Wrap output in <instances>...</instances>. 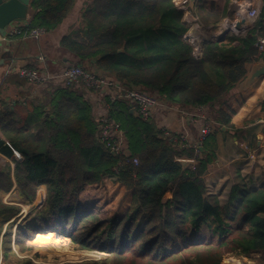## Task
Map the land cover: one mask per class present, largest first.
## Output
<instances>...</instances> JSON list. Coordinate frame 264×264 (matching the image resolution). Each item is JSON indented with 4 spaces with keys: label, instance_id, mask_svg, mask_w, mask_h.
I'll list each match as a JSON object with an SVG mask.
<instances>
[{
    "label": "trees",
    "instance_id": "16d2710c",
    "mask_svg": "<svg viewBox=\"0 0 264 264\" xmlns=\"http://www.w3.org/2000/svg\"><path fill=\"white\" fill-rule=\"evenodd\" d=\"M175 1L92 0L60 47L76 64L142 87L168 106L212 109L220 132H229L231 116L223 106L245 79L247 65L264 60L255 46L264 37V3L252 28L203 44L198 57L186 38L191 25ZM233 1L240 0H224L219 9L197 0L194 15L205 26H217ZM76 2L31 0L27 21L31 28L52 32ZM28 103L0 111V153L15 164L13 171L10 165L0 167V219L19 215L20 207L2 202L14 186L25 204L35 201L41 187L46 190L44 205L33 207L18 228L21 253L32 250L29 233L36 234L38 247L40 232L58 231L79 250L107 255L65 264H223L228 255L264 254V186L249 190L240 176L225 204L207 192L205 173L217 158L216 135L205 139L202 151L182 148L176 134L166 135L153 121L132 114L129 101L108 98L109 117L128 142L130 156L122 157L99 139L91 104L73 88L49 87ZM6 142L21 161L13 159ZM184 159L195 164L184 170ZM106 179L132 191L131 208L112 220L80 212L83 190ZM6 251L13 254L11 247Z\"/></svg>",
    "mask_w": 264,
    "mask_h": 264
},
{
    "label": "crops",
    "instance_id": "0c3cea01",
    "mask_svg": "<svg viewBox=\"0 0 264 264\" xmlns=\"http://www.w3.org/2000/svg\"><path fill=\"white\" fill-rule=\"evenodd\" d=\"M91 1L77 0L68 18L56 30L40 39L37 53L31 49L27 38H15L10 40L9 44H0V61H5L0 65V111H4L7 106H13L14 103L20 104L23 99H33L35 96L43 95V92L41 94L33 92L29 83H21L19 69L33 67L58 72L66 65L76 63V58L61 49L60 42L64 36L78 29L83 10ZM206 1L208 7L216 6L222 9L224 5V0ZM241 1L243 0L232 2L230 14L217 26H205L200 21L189 23L191 27L186 38L194 45L196 56H201L203 44L219 40V37L230 28L232 23L230 17L234 13L232 7L235 5L239 7ZM184 20L188 22L185 16ZM246 31L244 29L242 33ZM252 66L253 63L247 65V73L251 71ZM240 84L241 82L231 94L227 104L223 106V110L231 116L232 128L229 132H219L216 135L217 158L205 173L208 194L218 196L222 204H225L229 198L232 187L240 183L235 179L238 173L241 174L242 185L249 190H257L264 186V76L256 79L246 90H241ZM28 105L27 102L24 106L28 107ZM173 108L167 107L165 111L170 115L167 122L173 132L179 134L186 129L194 139L197 138L198 130L202 126V120L199 118L201 111L193 109L189 115L183 116ZM209 110L214 116V111L210 108ZM0 138H2L1 132ZM251 152L256 155L253 160L249 158ZM24 218L25 216L19 219L17 228Z\"/></svg>",
    "mask_w": 264,
    "mask_h": 264
},
{
    "label": "built area",
    "instance_id": "2783aa9c",
    "mask_svg": "<svg viewBox=\"0 0 264 264\" xmlns=\"http://www.w3.org/2000/svg\"><path fill=\"white\" fill-rule=\"evenodd\" d=\"M264 0H243L239 2V10L236 13V19L232 26L245 18L249 21L251 28L256 24L263 8ZM178 9L184 12L188 23H197L198 17L189 9V0L175 1ZM47 32L40 28H31L29 21L14 22L6 29L3 34H0L1 41L8 42L15 38H36L40 40ZM260 54L264 53V37H259L256 44ZM42 60V59H41ZM18 75L25 79L33 89V92L41 94L43 90L49 87L73 88L78 91L86 101L92 106L93 118L98 125L99 139L106 147L118 156L129 157L130 152L125 132L122 130L119 123L109 117V109L106 99L111 101L126 100L129 101L133 108L136 109L139 117L145 121H153L159 130H162L166 135L176 134L177 139L182 140V148H194L199 151L205 139L210 135H217L220 130L217 127L214 117L209 108H199V115L202 120V126L198 130L197 138H193L192 134L187 133L184 129L183 133L177 134L173 132L167 120L170 115L165 111L168 106L160 98L152 94L142 87L131 86L129 83L117 81L110 77L87 69L78 64H68L58 72H50L47 69H35L32 67H23L18 70ZM28 99H23L19 103L26 105ZM15 105V103H14ZM13 105V106H14ZM181 115H189L191 110L195 108H173ZM170 114V112H169ZM194 119V117L192 118ZM8 147L13 152V159L16 161L22 160V155L16 151L10 143L6 142ZM256 157L254 152L249 153V158L253 160ZM0 158H7L0 153ZM12 160V159H11ZM12 171L15 164L10 161ZM117 172V170H114ZM16 187V186H14ZM0 264L2 258L0 257Z\"/></svg>",
    "mask_w": 264,
    "mask_h": 264
},
{
    "label": "rangeland",
    "instance_id": "374dc122",
    "mask_svg": "<svg viewBox=\"0 0 264 264\" xmlns=\"http://www.w3.org/2000/svg\"><path fill=\"white\" fill-rule=\"evenodd\" d=\"M239 8L235 5L232 7L233 15L230 17L231 26L233 21L236 19V13L238 12ZM224 22V21H222ZM232 28V27H230ZM244 34V33H240ZM43 38V37H42ZM27 43H29L31 49L35 53L39 51V41L36 38H27ZM42 40V39H41ZM10 42L1 41L0 44H9ZM76 64V63H72ZM43 92V91H42ZM214 117V116H213ZM12 162L9 158H0V167L10 165L9 162ZM247 173V171H246ZM241 174L238 173L237 178L233 176L236 180L240 181ZM45 194V195H44ZM46 197V191L44 187H41L38 190L37 197L34 202L31 204H25L19 202L18 191L16 187L5 194L2 198V202L8 206H18L20 207L19 215H17L14 219L4 222L0 219V257L2 258V264H16L18 260L22 259H29L35 264H65V263H79V262H86V261H98L106 259L107 255L100 252H89V251H82L77 249L76 246L71 244V241L58 232H40L37 241L38 247L34 244V236L36 234L29 233L31 243L28 245L32 247V250L26 253L22 252V247L18 246V228L22 225L23 221L30 216V211L33 207L41 208L44 205ZM228 199L225 201L227 203ZM132 205V191L128 190L124 186L115 183L113 180H103L98 186L90 187L88 189H84L81 195L79 211L80 212H89L94 211V213H99V215L104 220H112L114 218L124 216L127 211L131 208ZM25 216L23 221L19 224L17 228V222L20 218ZM14 220V221H13ZM31 221V220H30ZM28 221L25 225L30 223ZM41 229H43L41 227ZM45 229V228H44ZM48 229V228H47ZM45 229V231H48ZM50 230L57 229L56 226H50ZM60 237L59 242L64 246L67 247L70 251L66 253H58V251L47 249L41 242H39L40 238L43 237ZM8 241L10 243L8 244ZM27 246V247H28ZM11 247L13 254H6V250ZM24 247V246H23ZM26 247V245H25ZM41 250L45 251L43 253ZM78 255V256H77ZM7 257V258H6ZM232 258H237L240 260H245L244 264H264V254L262 253H254L249 256H235V255H228L223 261V264H228V262Z\"/></svg>",
    "mask_w": 264,
    "mask_h": 264
},
{
    "label": "water",
    "instance_id": "95a60500",
    "mask_svg": "<svg viewBox=\"0 0 264 264\" xmlns=\"http://www.w3.org/2000/svg\"><path fill=\"white\" fill-rule=\"evenodd\" d=\"M197 0H189V9L191 11H195ZM31 0H0V34H3L6 29L14 22H23L27 21L31 17ZM251 28L249 21L245 18H241L238 20L232 28H228L219 39H223V37L228 32H233L236 35L242 33L244 29L248 30ZM121 52V51H120ZM4 60L0 61V65L4 64ZM264 76V60L253 63L251 71L247 73L245 79L241 81L240 88L241 90L248 89L251 84L258 79L259 77ZM128 84L127 81H125ZM132 86V85H131ZM139 89L141 87H138ZM132 114L139 117L135 108L131 110ZM200 151L203 150V147L199 148ZM116 155L115 153H113ZM184 170L194 165V161L191 160H180ZM56 234L58 232H55ZM82 263V262H79Z\"/></svg>",
    "mask_w": 264,
    "mask_h": 264
},
{
    "label": "bare ground",
    "instance_id": "6f19581e",
    "mask_svg": "<svg viewBox=\"0 0 264 264\" xmlns=\"http://www.w3.org/2000/svg\"><path fill=\"white\" fill-rule=\"evenodd\" d=\"M59 238L60 237L58 236L54 238L43 237L39 239V242H41L45 247H47V249L58 251V253H66L67 251H70L69 249H67L66 246L57 243L59 242ZM228 264H244V262L240 261L239 259L233 258L228 262Z\"/></svg>",
    "mask_w": 264,
    "mask_h": 264
}]
</instances>
